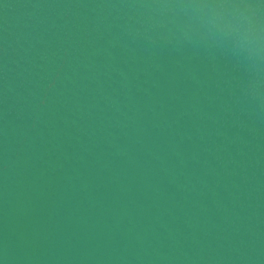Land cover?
<instances>
[{
  "label": "water",
  "instance_id": "95a60500",
  "mask_svg": "<svg viewBox=\"0 0 264 264\" xmlns=\"http://www.w3.org/2000/svg\"><path fill=\"white\" fill-rule=\"evenodd\" d=\"M0 264H264V0H0Z\"/></svg>",
  "mask_w": 264,
  "mask_h": 264
}]
</instances>
